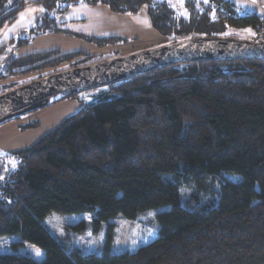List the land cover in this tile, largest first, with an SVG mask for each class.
Masks as SVG:
<instances>
[{"label":"trees","instance_id":"16d2710c","mask_svg":"<svg viewBox=\"0 0 264 264\" xmlns=\"http://www.w3.org/2000/svg\"><path fill=\"white\" fill-rule=\"evenodd\" d=\"M27 3L43 12L22 37L9 40L8 51V42L0 47V80L84 57L81 50L15 54L46 33L79 36L57 27L79 3L118 14L145 8L151 27L169 42L222 36L230 28L264 31L262 16L229 0H182L180 6L169 0H0V28ZM82 37L98 46L123 41ZM8 155L17 165L0 172V237L17 234L19 244L39 247L43 257L0 251V264H264V60L173 62L114 82ZM150 211L155 236L134 250L113 251L109 221ZM52 213L90 219L65 227L57 239L43 221ZM88 225L92 231L105 226L107 234L91 252L70 243L71 233Z\"/></svg>","mask_w":264,"mask_h":264},{"label":"rangeland","instance_id":"374dc122","mask_svg":"<svg viewBox=\"0 0 264 264\" xmlns=\"http://www.w3.org/2000/svg\"><path fill=\"white\" fill-rule=\"evenodd\" d=\"M175 5L180 6L181 1L177 0ZM241 10L243 9L241 8ZM140 12H144V8H142ZM259 15L262 16L264 20V14ZM142 16H146V14L142 13ZM103 19L106 21L104 23L108 25V27L114 28V32L112 33H116L114 35L120 36L123 41L105 46H98L93 43L94 50H86L87 54L80 58V60L76 63H63L55 66L54 68L41 70L39 72L31 73L30 75H25L22 77L15 75L13 77L0 80V94L34 80L39 74L45 76L57 71L74 67V65L76 67L92 64L102 60H109L143 49L156 48L165 45L170 41V38L159 35L151 27V25H149L150 22L148 18V27L145 26L146 28L143 25L135 26L130 24L128 22L129 14L118 15L116 13V15H113V17ZM11 24L12 23H7L0 28V43L7 41L6 39H8L9 34H12L18 29V24L16 22H14L12 25ZM148 28H150L152 31H150ZM22 35L23 33H19L18 35H15L14 39L17 37H22ZM222 36L234 37L237 40L251 42H259L262 41V39L264 41V31H257L251 27L230 28L222 33ZM181 39L182 38H179V40ZM73 40L74 39H68V41H63L64 44H59L57 48L62 49V47H64L66 44L73 45ZM55 41L56 39L49 41L48 39L46 40V38H36L34 43L37 42L38 46H36L37 44L33 45L30 43V48L25 49H31V52L35 50L38 51L42 49H48L51 47V45L55 46ZM81 42V47H83V45H88L89 43H87V41ZM9 43L10 42H8L6 51L10 49ZM81 47L73 46L72 48L76 49ZM29 52H27V50L15 49V54L17 56L25 55ZM109 85L110 84L79 90L72 95L65 97L63 96L61 99L48 105L24 112L20 115L0 122V172H2V174H8L9 170L17 165V160L9 157L8 153L10 151L23 149L30 146L35 141H37L40 136L58 125L63 119L75 113L80 108L82 103L90 101L97 95L107 91ZM183 199L184 196L181 195L180 201L182 202ZM150 212L151 213H146L144 215L139 214L134 220H127L121 217L111 219L109 222L113 223V232L110 238V248L113 251H118L121 249L134 250L139 246L148 243L155 236V230L153 227L154 215L152 211ZM89 219L90 218L88 214L61 215L52 213L43 221L51 233L57 239H61L66 234L65 227L74 225L82 220L88 222ZM106 236L107 234L105 226H102L98 231H92L91 227L88 225L80 234L71 233L70 243L72 246L78 247L85 252H91L100 248V246L104 243ZM20 240L21 239L17 234L2 235L0 237V251L15 252L17 254L33 257L37 260L42 259L43 251L39 247L27 242L19 244L18 242Z\"/></svg>","mask_w":264,"mask_h":264},{"label":"water","instance_id":"95a60500","mask_svg":"<svg viewBox=\"0 0 264 264\" xmlns=\"http://www.w3.org/2000/svg\"><path fill=\"white\" fill-rule=\"evenodd\" d=\"M239 58L264 60V42L224 36H198L71 67L1 93L0 122L55 102L65 94L112 84L173 62Z\"/></svg>","mask_w":264,"mask_h":264},{"label":"crops","instance_id":"0c3cea01","mask_svg":"<svg viewBox=\"0 0 264 264\" xmlns=\"http://www.w3.org/2000/svg\"><path fill=\"white\" fill-rule=\"evenodd\" d=\"M170 1L173 2V4H175V0H170ZM229 1L233 5L240 7L243 10L244 9L252 10L258 14H262V15L264 14V0H229ZM27 4H25L24 7L18 11L15 20L12 22V24L14 22L18 24L17 26L18 29L14 31L12 34H9L8 39H6L7 41H3L0 43L1 46L9 42V40L11 38H14L15 35H18L19 33H23L26 30H28L33 25L35 18L43 12V8L39 4L37 3H27ZM113 13L115 12H112L111 10L108 9L107 6L101 4L93 5V6L85 3L76 4L66 9V11L62 14V16L58 19L57 27L62 30H67L72 33H76L79 36H73V35L69 36V35H64L62 33H46L35 37L33 40L29 41L27 45H25L22 48H18L17 50H27V52L30 51L29 53L47 51V50H58L62 53L80 51V50L83 52H87L86 50H94L93 43L85 40L82 36L104 37V36H113L114 34H116V33H112L114 32L113 31L114 28L108 27V25L104 23L106 21H104L103 19V18H110L113 17V15H116V13L115 14ZM142 13L146 14L145 8H144V12ZM142 13L139 12V14L138 13L129 14L128 22L135 26H142V25L144 27L147 26V21L149 19L147 20L148 18L146 17L147 15L142 16ZM148 29L152 31L150 28ZM155 36L157 37L156 34ZM36 38L37 39L46 38V40L48 39L49 41L56 39L54 43L55 46L51 45V47L48 49H42L38 51L35 50L32 52L31 49H25V48H30L29 47L30 43H32L33 45L37 44V42L34 43ZM68 39H74L73 45L66 44L64 47H62V49L57 48L59 44H64L63 41H68ZM81 41H87V43L88 42L89 43L88 45H83V47H81L82 44ZM36 46H38V44ZM73 46L81 47V48L73 49L72 48Z\"/></svg>","mask_w":264,"mask_h":264}]
</instances>
